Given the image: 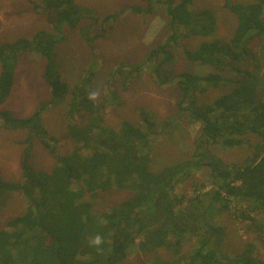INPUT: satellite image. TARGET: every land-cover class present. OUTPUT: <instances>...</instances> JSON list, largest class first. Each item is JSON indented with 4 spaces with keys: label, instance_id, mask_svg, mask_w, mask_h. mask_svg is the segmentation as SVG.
Returning a JSON list of instances; mask_svg holds the SVG:
<instances>
[{
    "label": "trees",
    "instance_id": "1",
    "mask_svg": "<svg viewBox=\"0 0 264 264\" xmlns=\"http://www.w3.org/2000/svg\"><path fill=\"white\" fill-rule=\"evenodd\" d=\"M29 1L55 31L39 30L32 37L0 43V104L12 91L20 55L31 51L46 58L44 77L51 99L26 117L0 109L4 128L26 130L19 140L23 145L21 178L7 180L0 172V208L15 192L27 202L24 211L0 227V264H136L129 260V250L138 237H142L138 245L147 259L137 264H264L252 242L235 255L223 250L226 231L219 218L223 210L241 216L243 222L256 221L259 216V230L264 233V0H224V6L237 16L233 36L204 40L196 49L181 44L188 59L214 67L205 74L175 71L167 64L182 36L216 33L218 18L213 9L193 12V0H156L154 4L149 0L147 6L132 9L145 13L156 3L165 7L171 32L149 49L147 57L153 63L157 85L179 86V113L189 123L201 122L191 156L162 166L154 164V142L158 135L173 130L174 117L160 120L153 110L142 108L138 123L123 120L119 127L108 125L104 110L118 97L117 88L110 89L106 99L90 100L82 86L91 79L68 83L55 58L58 43L66 39L62 27L77 28L83 17L78 3ZM123 11L88 18L93 19L92 25L101 22L109 32ZM83 37L92 44L99 36L83 31ZM259 39L262 41L254 46ZM138 70L139 66L129 63L115 68L123 91ZM217 89L223 92L200 104L201 94ZM66 100L75 146L62 154L56 144L60 139L49 134L42 110L47 104ZM249 134L259 139L252 143ZM36 139L56 157L50 170L32 163ZM244 145L252 149L242 162H226L214 151ZM205 165L212 168L214 186L199 191L204 184L194 183L195 195L178 192V184ZM114 189L127 190L130 195L112 208L97 210L93 199ZM233 199L248 202L247 211H236ZM96 235L103 238L102 252L89 244ZM189 240L195 247L186 255L182 250ZM160 249L171 253L172 259L157 254Z\"/></svg>",
    "mask_w": 264,
    "mask_h": 264
},
{
    "label": "rangeland",
    "instance_id": "2",
    "mask_svg": "<svg viewBox=\"0 0 264 264\" xmlns=\"http://www.w3.org/2000/svg\"><path fill=\"white\" fill-rule=\"evenodd\" d=\"M42 2V0H34ZM242 3L257 2L260 0H239ZM79 12L83 16L77 28L67 25L62 27L66 39L59 42L56 49V62L58 69L68 83L75 85L84 81L86 77L91 82L82 90L89 95L90 91L99 93L98 100L110 96V89L117 88L118 97L109 101L105 108V119L108 125L119 127L123 120L132 123L139 122V112L142 108L153 110L160 120L174 117L172 131L160 134L154 142V164L162 166L180 162L191 156L193 144L201 129V122L189 123L188 117L178 111V101L181 97L179 86L170 83L163 86L157 85L154 75L153 63L148 59L149 49L163 42L171 29L165 7L160 3L155 4L151 12H135V6H147L149 0H76ZM156 0L152 2L154 4ZM224 0H193L191 11L202 8H211L218 18L217 31L213 36L185 35L180 39V45L173 48V57L167 64L169 69L175 71H190L205 74L213 71L214 67L188 59L183 52L182 45L196 49L202 41L219 37L223 40L230 39L237 26V16L223 4ZM123 11L109 32L105 25L97 22L90 24L93 19L88 15L102 18L106 14ZM52 32L54 26L47 17L33 9L29 0H0V43L15 41L19 37H32L37 31ZM83 31L90 35H98L92 44L83 37ZM57 34V33H56ZM262 40H255L257 46ZM182 44V45H181ZM139 66V73L128 82V88L122 90L121 81L115 75V68L121 64ZM46 58L33 51L21 54L15 68V82L6 101L0 104V109H9L19 117L33 114L42 107L45 100L51 99V91L44 77ZM2 63L0 61V73ZM152 72L154 77L152 76ZM220 89L210 90L199 96L200 104L208 103L222 93ZM66 101H58L43 107V122L49 134L60 139L57 150L65 154L73 150L75 140L68 128L69 119L66 117ZM78 120V117H77ZM82 120V119H80ZM74 122V121H73ZM26 136L25 129L8 130L0 124V172L7 180L21 178V153L23 145L19 140ZM250 141L256 142L259 137L249 134ZM249 145L229 149L215 148L216 154L226 162H242L251 152ZM56 157L43 147L36 139L33 143L32 163L35 167L50 170L55 165ZM212 168L209 165L194 171V177L180 182L177 190L180 193L195 195L194 183L204 184L199 191H207L214 186ZM130 192L124 189H114L101 192L93 199L97 210H106L127 198ZM27 202L22 194H11L7 203L0 208V227L14 215L25 210ZM232 206L240 211H247L248 202L233 199ZM255 215V213H254ZM227 210L220 215V224L224 226L226 237L223 250L233 255L243 252L247 242L255 245V253L264 259V233L259 230L261 217L256 221L244 222ZM138 237L136 244L130 248L129 260L139 263L147 259L145 253L139 249ZM195 247L194 241L185 242L182 252L188 254ZM161 257L171 258V253L164 249L158 250ZM149 256V255H147ZM153 261L152 254L150 255ZM172 259V258H171ZM184 264V261H177Z\"/></svg>",
    "mask_w": 264,
    "mask_h": 264
},
{
    "label": "clouds",
    "instance_id": "3",
    "mask_svg": "<svg viewBox=\"0 0 264 264\" xmlns=\"http://www.w3.org/2000/svg\"><path fill=\"white\" fill-rule=\"evenodd\" d=\"M99 96V93L96 91L89 92V99L95 101ZM89 244L97 249L98 252H102L103 249L101 245L103 244V238L100 235H96L89 241Z\"/></svg>",
    "mask_w": 264,
    "mask_h": 264
}]
</instances>
